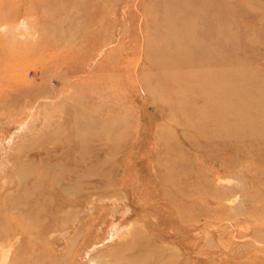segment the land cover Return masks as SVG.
Segmentation results:
<instances>
[{
  "label": "rangeland",
  "instance_id": "rangeland-1",
  "mask_svg": "<svg viewBox=\"0 0 264 264\" xmlns=\"http://www.w3.org/2000/svg\"><path fill=\"white\" fill-rule=\"evenodd\" d=\"M13 231L19 264H264V0H0Z\"/></svg>",
  "mask_w": 264,
  "mask_h": 264
},
{
  "label": "bare ground",
  "instance_id": "bare-ground-1",
  "mask_svg": "<svg viewBox=\"0 0 264 264\" xmlns=\"http://www.w3.org/2000/svg\"><path fill=\"white\" fill-rule=\"evenodd\" d=\"M29 20V19H28ZM22 21V20H21ZM20 20H19V24H21L22 22H21ZM27 26V25H26ZM208 70H205V72L208 74V72H207ZM213 89V91H216V88H212ZM212 91V92H213ZM95 111V110H94ZM92 114H94V115H92L91 116V118L89 119V122H88V124L90 125V126H92V127H94V125H96V123L98 122V119H97V116H96V113H92ZM170 116V115H169ZM171 117V116H170ZM217 117H215V119H216ZM102 131H96V130H93V132H92V136H93V138L95 139V138H101V136H102ZM86 137V136H85ZM111 152V154L113 155L114 153V151L113 150H111L110 151ZM83 153V152H82ZM107 154H109V153H107ZM114 157V156H113ZM114 160V159H113ZM117 162V161H116ZM108 163H101L100 164V166H101V168L102 167H105V165H107ZM111 165H113V164H110V166ZM26 167V166H25ZM25 171V170H24ZM23 175V174H22ZM27 175V174H26ZM49 175V174H48ZM35 177V176H34ZM39 177V176H38ZM55 177V176H54ZM20 179V178H19ZM51 179V178H50ZM230 179V178H229ZM24 180V179H23ZM33 180V179H32ZM218 181V180H217ZM221 181V180H220ZM232 181V180H231ZM78 182V181H77ZM224 183V182H223ZM229 184V183H228ZM38 185H40L39 183H38ZM23 186V185H22ZM24 187V186H23ZM56 187V186H55ZM53 188V187H52ZM23 191V190H22ZM57 191V190H56ZM10 192V191H9ZM7 195V194H6ZM235 198V197H234ZM231 199V202H234L235 200H237V199ZM36 204H37V202H36ZM38 207V206H37ZM71 208V207H70ZM41 210H42V212L44 211V209H41V208H38V211H37V214L40 216L41 215ZM13 211H16V210H13ZM54 211V210H53ZM237 211H239V210H237ZM65 213V212H64ZM12 222V221H11ZM15 222V221H14ZM32 222V221H31ZM10 224V223H9ZM17 224V223H16ZM16 226V225H15ZM32 226V225H31ZM42 226L44 227V224L42 223ZM13 227H14V225H13ZM50 228V226L49 227H47L46 226V228H45V231H48V229ZM11 229V228H10ZM12 230V229H11ZM19 230V229H18ZM21 230V229H20ZM19 232V231H18ZM16 234V235H15ZM20 233H18L17 234V232H15V231H13V232H9L6 236H4L5 237V241L4 240H2L1 242H0V264H19L18 263V258H17V255H16V252L13 250L14 248H15V246H16V244L19 242V240H21L20 239V235H19ZM52 235V238H53V236L55 235V234H51ZM42 236V239H44L45 240V235H41ZM12 237V238H11ZM51 237V236H50ZM11 238V239H10ZM47 241V240H46ZM171 245V244H170ZM37 246V245H36ZM17 250V249H16ZM19 253V252H18ZM33 253H34V251H33ZM89 253V252H88ZM89 255V254H88ZM167 258V257H166ZM100 259V258H99ZM97 262V261H96ZM108 262H110V260L108 261ZM34 263L35 264H39L40 263V261H38V260H35L34 261ZM91 264H97V263H95V262H93V263H91ZM99 264V263H98Z\"/></svg>",
  "mask_w": 264,
  "mask_h": 264
}]
</instances>
